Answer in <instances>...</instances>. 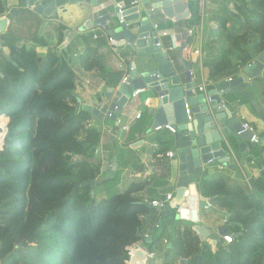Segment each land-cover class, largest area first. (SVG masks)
Wrapping results in <instances>:
<instances>
[{
  "label": "trees",
  "instance_id": "16d2710c",
  "mask_svg": "<svg viewBox=\"0 0 264 264\" xmlns=\"http://www.w3.org/2000/svg\"><path fill=\"white\" fill-rule=\"evenodd\" d=\"M222 1V9L210 16L217 24L212 39L215 47L202 60L212 81L237 74L264 54V0H236L233 10ZM65 2L57 0L58 4ZM34 6L33 0H19L20 10L9 13L11 21L0 34V47L7 50L0 56V147L4 136L0 264H125V248L138 241L152 253L160 249L165 233L145 241L148 233L142 216L154 207H149L151 200L136 194L146 183L131 182L122 191L98 196L96 187L115 178L93 187L87 182L104 173L96 161L102 131L90 123L94 116L88 110L76 111L73 65L79 62L84 70H95L107 86L114 87L125 75L118 61H110L118 55L77 52L73 40L60 50L40 54L27 44L47 43L46 35L38 34L43 18L33 12ZM188 8L193 22L200 23L199 1L190 0ZM9 11L6 0H0V17ZM29 18L34 22L25 26ZM48 26L46 34L57 31L60 44L67 26L60 22ZM77 35L88 37L87 33ZM126 54H122L124 59ZM261 94L264 103V86ZM226 100L249 104L243 95H228ZM139 133V129H130L126 141ZM245 160L263 171L251 179L252 190L238 186L227 190L224 185L218 190V181L208 177L198 181L199 193L209 198L210 210L226 211L224 224L238 235L230 242L202 244L192 224L172 221L163 243V264H175L180 258L186 264H264V145H255Z\"/></svg>",
  "mask_w": 264,
  "mask_h": 264
},
{
  "label": "water",
  "instance_id": "95a60500",
  "mask_svg": "<svg viewBox=\"0 0 264 264\" xmlns=\"http://www.w3.org/2000/svg\"><path fill=\"white\" fill-rule=\"evenodd\" d=\"M147 2L148 0H142L144 4ZM154 8L160 10L169 19L188 17L189 10L182 0H161L154 4ZM137 9V7L127 8L122 13L124 16L122 22L119 21L118 13H116V22H110L109 15L98 17L96 22L103 26L110 37L114 38V45H128L136 55L145 57L141 68L132 64L125 79L107 90V100L102 105H80L78 101L76 111L85 109L99 120L102 118L114 120L126 104L144 93H149L148 98L155 105L152 123L148 130L141 134L142 138L130 147L141 146L147 132L164 128L168 131V141L174 148V166L170 168V178L173 182H170L171 184L167 187L173 193V198L165 207H154L161 215L157 216L155 223L147 228L148 236L145 241L149 242L154 234L166 233L169 237L172 221H189L194 224L192 229L197 233L202 244L208 239L213 244L217 241L224 243V236L230 235L234 238L238 233H231L226 226L213 227L209 223L202 222L201 213L210 208L207 206L209 198L199 193L198 181L204 171L215 163L232 167L228 157L233 153L231 147L234 142L237 143L241 152L247 148H254V145L250 143L252 133L243 130L242 122L232 117L228 106L222 107L220 97L223 93L230 91L241 93L248 99L259 118L264 120V112L260 104L248 91V84L251 82L256 80L264 82V54L243 66L235 77L214 81L206 92L194 93L193 87L198 83L192 78L193 66L184 59L185 54L182 50L184 46L182 41L189 40L191 36L187 32L175 34V40L181 42L174 49L177 52V58H173L172 51L169 53L163 45H157L156 32L149 22L153 19L150 10H145L148 18H143L136 26L131 27V24L128 26V22L140 18L139 13L136 12ZM17 10V8L11 9L10 14H14ZM33 11L42 14V12H48L49 8L38 4L33 7ZM6 23V17L0 18V32L5 30ZM111 25L115 28H111ZM186 103L189 114L186 112ZM210 160L212 162H209ZM115 168L116 164H113L111 169L99 174L94 181L87 182L93 187L104 179L112 178ZM149 207L152 208L151 205ZM167 247H170V243ZM125 249L128 253L125 264H148L151 259L141 246L129 245ZM177 264H186V259L180 258Z\"/></svg>",
  "mask_w": 264,
  "mask_h": 264
},
{
  "label": "crops",
  "instance_id": "0c3cea01",
  "mask_svg": "<svg viewBox=\"0 0 264 264\" xmlns=\"http://www.w3.org/2000/svg\"><path fill=\"white\" fill-rule=\"evenodd\" d=\"M18 1L19 0H6V7L8 10L13 8L20 10V8L17 7ZM134 1H139V6L134 7L138 8L136 12L139 13L140 18L128 22V26H130V24L131 27L136 26L139 24V21L143 20V18H148L145 10L152 8L151 12L153 19L151 21L158 24V30L155 32L156 34H160L159 39L162 42L164 48L170 46L172 35H175L179 32H186L187 26L189 24L195 26V33L193 35L188 34L191 36V38L189 40H185V43L188 44L187 50H183L185 54L184 59L188 61L191 66H193L191 71L193 80H195L198 84L210 80L208 77V69L202 64V60L204 59V56L211 51L210 48L215 47V44L212 43V39L214 37L213 29L217 28V24L210 19V16L222 9V0H198L200 16V23L198 24L193 22L194 17L188 8L190 0H185L183 2L186 8L189 10L188 17L183 19H169L165 17L160 10L155 9L154 4L161 0H148L146 4L142 3V0H66L64 4H57V7L55 5V1H52L51 4H44L43 0H33L35 6L40 4L44 8H49L48 12H42V14L33 11L37 16H39V18H43L42 26H40L38 34L40 36L46 35L47 43L45 45H41L33 41H28L27 44L29 46L35 47L36 50L43 55H45L49 50H60L61 48L66 47L72 40L73 45L77 47V52L85 51L88 55L98 52L106 56L109 55L108 51H112L114 54L118 55V58L116 56V58H111L110 61H115V63L118 61V63H120V67H123L122 69H124L125 77L129 73L132 64L137 68H141L145 57L138 56L134 52L131 53V48L128 47V45H113L110 47L108 45V38L110 35L102 25L96 22V19L100 16L109 15L111 16L110 22H116V4L119 3L127 9L132 7L131 4ZM234 1L236 0H229V2L226 3L232 10ZM18 10L16 12H18ZM8 17L11 21L9 15ZM151 21L149 20L150 23H152ZM32 22H34V19L32 21L31 18L24 20V23H26L25 26H29ZM54 22H60L67 26L60 44L57 43V31L50 34H46L45 32L46 28H49L48 24ZM8 25L9 24H7V26ZM113 27L115 28L114 25H111V28ZM5 30L3 32H5ZM3 32H0V34ZM85 33L88 34L87 38H81L77 35ZM6 53V48L2 49L0 47V56ZM123 53H127L126 59L122 57ZM171 54L173 58H177L176 50H172ZM127 60H130L129 64H127ZM73 71L75 75L74 93L77 96L80 105L86 104L90 106H100L102 103L106 102V93L108 92L107 90L112 86H107L105 81L96 74L95 70H84L81 64L76 62L73 65ZM235 76L236 73L223 77L219 80H227L228 78ZM263 86L264 82L256 80L248 84V91L252 93L254 99L258 101L262 111L264 112V103L262 102L261 94ZM228 95L239 98V96L242 94L237 91H230L223 93L220 98L221 101H224L226 106H228L230 109L232 117L238 118L240 122H249L255 127L257 135L260 139V144L257 146L264 145V120L259 118L254 110H252L250 104L240 103L234 100L227 101L226 97ZM148 97L149 95H142L139 98H136L134 101L126 104L122 108L121 112L117 113L116 119L113 120L114 123H111L109 119L107 120L102 118V120H99L96 117H94L90 123L96 128H100L102 131L100 144L97 148L96 161H100L102 163V168L103 166L105 168L103 171L105 172L106 170L111 169L112 165L116 164L115 172L112 178H115L113 181H116L115 186L119 189V191L125 189L131 182H145L146 186L144 190L137 193L136 196L138 198L150 201L160 198L161 195L167 192H171L167 189V187L169 184H171L170 182H173L172 178H170V168H173L174 160L166 157L165 153L168 151H174V148L168 141L169 134L165 129L162 131L160 129H156L154 131L147 132L144 137V143L141 146L137 148L130 147L134 142L142 138L141 134L146 132L152 123L155 105L151 99H149L148 103H145V100ZM143 107H146L144 110L146 114H144L142 118H138V120L135 118V115L137 112L142 110ZM7 119L9 121L8 117ZM113 125L115 126V129L113 128ZM130 129H139L140 133L136 135L135 139L127 142L126 137L128 136ZM158 130L161 132L155 133ZM163 141L166 142V145L163 144ZM231 149L233 152L231 155L234 156L238 165L233 163L232 167L230 168L228 166L215 163L201 175V177H208L207 179H211L212 181H218V190H223V185L227 190L233 188L234 186L244 189V183L247 184V182L244 180V178H241L243 171L251 175V173L259 170L257 166L254 165L253 161L245 160V158L250 155L251 149L247 148L245 151L241 152L239 151L236 142L233 143ZM157 151H159V153L154 155ZM250 182H248V184H250L251 187ZM251 189L252 187L250 190ZM209 204H211L210 201ZM204 213L211 214L208 216L212 220L213 227L226 226L224 224V221L227 220L226 211L222 210L213 213L209 209L204 210ZM155 215L160 216L161 214L154 209L153 211L142 216L146 222L145 230H147L151 224L155 223L156 220L152 219L155 218ZM190 224H192V226L194 225L193 223ZM154 237L155 234L153 235V238ZM165 239L166 233L163 237V243L165 242ZM207 242L212 244L210 239H208ZM163 243L160 249L152 252L153 256L151 257L148 264H150V262H154L155 264H163L165 262ZM138 244L145 248L142 242L138 241Z\"/></svg>",
  "mask_w": 264,
  "mask_h": 264
},
{
  "label": "built area",
  "instance_id": "2783aa9c",
  "mask_svg": "<svg viewBox=\"0 0 264 264\" xmlns=\"http://www.w3.org/2000/svg\"><path fill=\"white\" fill-rule=\"evenodd\" d=\"M183 2L185 1V0H182ZM131 6L132 7H134V6H139V1H134L132 4H131ZM104 7V6H103ZM116 9H117V13L120 15L119 16V21L120 22H122L123 21V15H122V13L126 10V7H124L123 5H121V4H116ZM147 10V9H146ZM148 10H150V11H152V8H150V9H148ZM152 13V12H151ZM1 17H6L7 18V24H9L10 23V20H9V17H8V13H6L5 15H2ZM152 23H151V26H152V29H154V31H156V30H158V24L155 22H153V21H151ZM195 26L194 25H192V24H189L188 26H187V29H186V32H187V34H189V35H193L194 33H195ZM164 32V31H163ZM155 38H157L158 39V42H157V45H163L162 44V42L160 41V34L158 33V34H156L155 35ZM180 42L181 41H176L175 40V35H172V41H171V44H170V46H168V47H166V48H164L167 52H170V51H172V50H174V49H176V47H178L179 45H180ZM182 42H184V46H182V50H184V51H186L187 50V44L185 43V40H183ZM114 38L113 37H109L108 38V45L110 46V47H112L114 44ZM132 67H130V69H131ZM125 79V77L122 79V80H124ZM229 79V78H228ZM227 79V80H228ZM214 82L212 81V80H208L207 82H203V83H201V84H198L196 87H194L193 88V92L194 93H201V92H206V90H207V87H209L210 85H212ZM184 99H185V97H184ZM207 100H209V98L207 97ZM148 101H149V98H147L146 100H145V103H148ZM222 102V107H225L226 106V104H225V102L224 101H221ZM145 108L146 107H143L142 108V110H140L139 112H137L136 113V115H135V118H140L141 117V113L145 110ZM185 108H186V112H187V114H189V109H188V105H187V103L185 104ZM242 127H243V130H248V131H250L251 133H252V137H251V139H250V143L252 144V145H259L260 144V139H259V137H258V135H257V132H256V129H255V127L253 126V125H251L249 122H242ZM166 128H168V127H166ZM124 129H127V128H124ZM165 155H166V157H168V158H170V159H172V157H173V155H174V153H173V151H168V152H166L165 153ZM228 160H229V162L231 163V164H237L238 165V163H237V161H236V159L234 158V156L233 155H230L229 157H228ZM209 162H212V160H210ZM172 199V193L171 192H167V193H165V194H163V197L162 198H160V199H154V200H151L150 202H149V204L152 206V207H157V208H160V207H165L168 203H169V201ZM207 206L208 207H211V204H209V202L207 203ZM178 209V207L176 208V210ZM145 236H147L146 234H144ZM224 238V241L225 242H230L231 241V236L230 235H226V236H224L223 237ZM133 246H139V244H138V242H136V243H134L133 244ZM147 254H148V257H152L153 256V253H151V252H147Z\"/></svg>",
  "mask_w": 264,
  "mask_h": 264
},
{
  "label": "rangeland",
  "instance_id": "374dc122",
  "mask_svg": "<svg viewBox=\"0 0 264 264\" xmlns=\"http://www.w3.org/2000/svg\"><path fill=\"white\" fill-rule=\"evenodd\" d=\"M228 1L229 0H224L225 3H227ZM57 4H58L57 0H55L56 7H57ZM148 95H150V94L149 93H144L143 94V96H148ZM109 121L112 122V120H109ZM1 131H2V129H1ZM6 131H7V127H6L5 132ZM4 135H5V133H4ZM3 138H4V136L2 137V145L0 147V150L3 147ZM103 169H105L104 166H103ZM260 174H261L260 170H256L255 172L251 173V175H249L247 172L243 171V174H242L241 178H244V180L247 182V184L244 183V186H245L244 190L245 191H249L250 188L252 187V184H251V187H250V184H248V182H250L251 179H253V178H259ZM115 182L116 181H106V182L100 184L98 187H96V191L95 192L97 193L98 196H109L110 194H112L114 192H118L119 189L115 186ZM208 215H211V214H207V213H204V212L201 213L202 222H206V223H209L210 225H212V220L210 219V217ZM185 222H188V221H185ZM189 223H191V222H189ZM175 264H177V262H175Z\"/></svg>",
  "mask_w": 264,
  "mask_h": 264
},
{
  "label": "clouds",
  "instance_id": "9594fccd",
  "mask_svg": "<svg viewBox=\"0 0 264 264\" xmlns=\"http://www.w3.org/2000/svg\"><path fill=\"white\" fill-rule=\"evenodd\" d=\"M5 15V14H4ZM8 15H9V12H8ZM0 18H2V17H0ZM214 82V81H213ZM255 146V145H254ZM174 152V151H173ZM174 158V155H173V157H172V159ZM172 198H173V195H172ZM172 200V199H171ZM179 206V205H178ZM209 208H211V207H209ZM207 242V241H206ZM136 243V242H135ZM208 243V242H207ZM209 244H211V243H209ZM212 244H213V242H212ZM140 246V245H139ZM142 247V246H141ZM143 248V247H142ZM145 249V248H144ZM146 250V249H145ZM147 251V250H146ZM148 252V251H147Z\"/></svg>",
  "mask_w": 264,
  "mask_h": 264
},
{
  "label": "bare ground",
  "instance_id": "6f19581e",
  "mask_svg": "<svg viewBox=\"0 0 264 264\" xmlns=\"http://www.w3.org/2000/svg\"><path fill=\"white\" fill-rule=\"evenodd\" d=\"M6 126H7V124H6ZM5 133H6V132H5ZM133 244H134V243H133ZM133 244H132V245H133Z\"/></svg>",
  "mask_w": 264,
  "mask_h": 264
}]
</instances>
